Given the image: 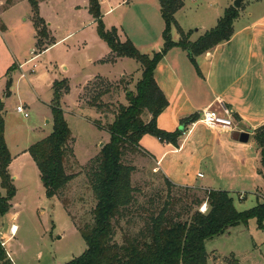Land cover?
I'll return each mask as SVG.
<instances>
[{
    "label": "rangeland",
    "instance_id": "rangeland-1",
    "mask_svg": "<svg viewBox=\"0 0 264 264\" xmlns=\"http://www.w3.org/2000/svg\"><path fill=\"white\" fill-rule=\"evenodd\" d=\"M142 1L113 0V6L119 2L121 5L115 8L112 15L105 17L107 23L118 15L129 13L135 16ZM203 2L204 0H196L191 10L188 7L180 13L179 19L195 16L202 18L206 7V4L201 5ZM194 5H198L196 11ZM89 6V0H40L39 15L45 20L49 34L48 40H40L36 37L34 11L30 2L23 1L8 9L5 0H0V100L7 96L3 115L13 151H19L21 146L30 141L41 139L40 127L49 130L52 126V123H48L52 114L51 106L48 105L51 103L48 101L49 97L52 98L48 79L42 78L37 90L41 95L40 100L28 85V78L21 77L23 72L18 67L19 63L32 56V47L38 54L46 45L58 42L34 61L39 64L36 74L51 73L56 65L61 68L60 71H67L64 64L69 66L71 72L74 71L75 64L81 66H76L78 71H82L77 81L87 73L99 74L88 80L87 84L79 86L78 104H74L75 95H71L68 98L69 105L66 106L67 113L64 111L72 131L65 167L67 173L73 175V179L58 196L49 198L40 179L39 169L36 165L27 166L22 173L23 178L14 183L17 192L12 199L10 212L4 216L0 214V236L5 238L4 246L15 264H64L86 250L87 243L79 228L93 222V209L97 199L90 180L96 169L100 150L110 140L107 126L113 122L119 105L128 104L127 93L136 91V84L141 78L140 70L135 68L141 64L135 59L126 57L125 62L114 64L115 61L112 58L110 60V56L107 57L110 49L98 35L97 23ZM156 14L161 19L157 9ZM4 25L6 29L2 30ZM125 27L128 28L127 22ZM197 28L195 26L194 31ZM88 57H103L105 63H91ZM32 64L26 65L24 71L27 72ZM119 74L122 76L115 79ZM97 77H102V80ZM11 78H14L13 82ZM63 80L68 84V89L63 90L64 96L71 90V85L68 79ZM66 84L64 83L65 86ZM101 91L102 96L97 97ZM23 99L29 103L28 106L24 104L28 117L16 110L17 104ZM61 101L60 106L65 110ZM95 104L102 105L101 110ZM146 117L147 114L144 119ZM97 120L101 127L95 123ZM33 126L36 131L31 132ZM250 144H255L253 136ZM123 160L137 167L133 174L137 201L123 212V216L114 220L117 242L122 243L127 237L141 234L150 223L151 215L162 209L167 198L173 202L169 214L182 220L189 219L195 210L203 211L206 208V202L201 205L197 203L206 198L205 189L170 187L161 172L154 168L151 159L143 153L126 149ZM200 170L208 173L206 165L201 166ZM256 176L258 178L255 181L234 182L235 190L231 193L234 194L239 210L253 207L258 200L264 201V174ZM208 179L209 176L199 179L198 183L203 184ZM258 187L261 189L255 192ZM13 225H16V229L12 231ZM206 249L208 264H264V230L258 228L257 220L253 218L247 225L240 224L230 228L225 234L207 240Z\"/></svg>",
    "mask_w": 264,
    "mask_h": 264
},
{
    "label": "trees",
    "instance_id": "trees-1",
    "mask_svg": "<svg viewBox=\"0 0 264 264\" xmlns=\"http://www.w3.org/2000/svg\"><path fill=\"white\" fill-rule=\"evenodd\" d=\"M34 11V26L38 39L48 40L49 34L45 20L39 15L40 0H28ZM10 7L16 0H5ZM165 27L162 33L163 47L152 54L141 52L131 39L122 41L116 27L107 28L103 19L100 0H89V9L97 23V32L111 49L110 60L116 57H130L141 64L142 76L136 84V91L127 93L128 104H120L113 122L107 130L110 140L100 150L95 171L91 177L96 195L93 209V222L79 228L87 248L80 256L64 264H208L206 241L225 234L230 228L240 224L247 225L253 218L258 228L264 230V201L246 210H239L234 194L224 189H206L201 205L207 203V210H195L189 219H179L169 214L173 202L164 201L162 209L150 217L145 229L133 237H127L122 243L115 240L114 220L123 216V212L133 206L137 188L133 183V174L137 167L123 160L126 149L142 151L140 140L151 134L163 142L179 146V138L184 131H167L159 128L157 119L167 108L169 101L155 78V71L161 59L173 47H181L188 52L189 59L199 71L197 57L216 45L228 42L234 33V21L240 14V8L228 7L215 27L207 30L196 41L190 37L194 30L185 32L176 20V12L183 7L182 0H159ZM176 27L181 37L174 40L172 31ZM2 30L6 29L4 25ZM44 42V41H42ZM54 43V42H53ZM42 49L44 51L50 45ZM102 80V77H97ZM65 80H56L53 84L54 98L51 102L53 131L47 137L33 143L28 151L37 164L46 196L59 195L73 179L65 167L68 155V143L72 131L65 117L60 101L68 89ZM64 85V86H63ZM103 91L97 94L102 96ZM8 95V93L6 94ZM101 110L102 105L95 104ZM4 102L0 100V214L4 216L11 209V200L17 189L9 171L12 154L5 138ZM145 114L150 116L146 121ZM199 114H192L182 120V125L196 121ZM95 123L101 127L99 121ZM255 139L261 149V161L264 170V125L258 129ZM170 187L175 185L164 178ZM183 187V186H181ZM188 188V187H187ZM5 190V195L1 193ZM0 264H15L8 256L6 247L0 240Z\"/></svg>",
    "mask_w": 264,
    "mask_h": 264
},
{
    "label": "crops",
    "instance_id": "crops-1",
    "mask_svg": "<svg viewBox=\"0 0 264 264\" xmlns=\"http://www.w3.org/2000/svg\"><path fill=\"white\" fill-rule=\"evenodd\" d=\"M23 1L28 0H19L8 9ZM158 1L143 0V3L141 2L139 5V12L135 16L129 15V13L122 14L107 23L105 17L112 15L115 8L121 5V2L113 6V0H100L105 25L109 29L116 27L120 39L122 41L128 38L131 39L141 52L152 54L159 51L164 44L162 33L165 23ZM182 1L183 7L175 14L176 20L185 32L194 30L195 26L198 27L190 37L191 41H196L207 30L217 25L225 10L233 5L235 0H204L201 5L205 6L206 4V7L202 18L195 16L181 20L179 19L180 13L188 7L191 10V6L196 3V0ZM197 8L198 5H194L195 11ZM156 9L159 11L161 19L158 18ZM126 22L128 28L125 27ZM172 35L176 41L181 37L176 27L173 28ZM57 43L54 42L44 51ZM30 51L32 56L18 64L23 72L21 77L26 76L28 78V85L40 100L41 95L37 90H39L42 78H47L48 87L52 90V98L49 97L50 99H48L50 102L54 98V82L68 79L71 90L62 97L61 101L66 113V106L69 105L68 98L75 95L74 99L76 101L74 104L77 105L79 86L87 84L88 80L99 75L87 73L77 81L78 75L82 74V71L77 70V67L81 68L77 64H75L73 72L69 71V66L64 64V69L67 71H60L61 68L56 65L51 73L36 74L39 64L34 61L44 51L37 54L33 47ZM111 54L110 49L107 57ZM88 60L94 64L98 62L105 63L103 57L97 59L88 57ZM114 61V64L120 63L119 61L125 62L126 57H116ZM197 62L199 71L189 59L186 50L181 47H173L157 65L155 78L169 101V105L157 119L159 128L175 131L180 129L184 118L195 113L199 114V118L185 126V130L179 138V146L163 142L151 134H146L140 140L142 151L139 152L150 158L154 168L161 172L163 178H168L175 185L199 187L205 190L224 189L232 192L235 190L234 182L236 180L255 181L258 178L256 175L264 174L261 149L256 139L255 144H250L251 137L255 138L258 129L264 125V0L242 1L240 14L234 21L232 38L228 42L220 43L199 55ZM29 64H32L30 69L27 72L24 71V67ZM136 67L140 70V76H142L141 66L136 65ZM122 70L127 71V69ZM129 71L131 70L129 69ZM122 74L114 78L118 79ZM36 97L35 100L38 102ZM2 101L6 103L7 96ZM24 104L28 106L29 103L23 99L17 106L23 105L26 109ZM48 105L51 106V103H48ZM208 106L227 110L234 118L235 129L226 131L207 126L200 118L203 109ZM146 118L145 120L148 121L150 116L147 115ZM48 123H52L49 130L40 127L42 131L41 139L47 137L53 131V114H51ZM30 131H36L35 126L31 127ZM243 132L249 134L247 141L238 138V135ZM5 138L12 154L9 171L15 180L14 183H16L17 180L23 178L22 173L27 166L36 165L37 167L28 151V148L37 141H30L21 146L19 151H13V147L8 140L6 121ZM41 139H38V141ZM19 147L18 145L17 148ZM204 165L208 168V173H203L200 170L201 166ZM199 173H203L204 176L199 177ZM207 176H209V179L205 183H198L199 179ZM258 189L261 188H255V192ZM1 193L5 195V190L1 189ZM240 193L243 196V192Z\"/></svg>",
    "mask_w": 264,
    "mask_h": 264
},
{
    "label": "built area",
    "instance_id": "built-area-1",
    "mask_svg": "<svg viewBox=\"0 0 264 264\" xmlns=\"http://www.w3.org/2000/svg\"><path fill=\"white\" fill-rule=\"evenodd\" d=\"M16 110L20 113H22L25 117H28L29 113L26 111L25 107L23 105H18ZM207 126L211 128H218L221 130H229L233 131L235 129V121L233 116L227 111V110H220L218 108H214L212 106H208L205 109H203L201 113L200 118ZM199 177H203V173L198 174ZM206 205V204H205ZM206 208L203 209V212L207 210ZM12 226V231H13ZM5 238L3 236H0V240L3 245H5Z\"/></svg>",
    "mask_w": 264,
    "mask_h": 264
},
{
    "label": "water",
    "instance_id": "water-1",
    "mask_svg": "<svg viewBox=\"0 0 264 264\" xmlns=\"http://www.w3.org/2000/svg\"><path fill=\"white\" fill-rule=\"evenodd\" d=\"M242 1H244V0H235L234 3H233V6L236 7V8H240V7H241V3H242ZM12 80H13V79L11 78V81H12ZM48 121H49V120H48ZM180 130H181V131H184V130H185V126H183V125L180 126ZM238 138H239L240 140H242V141H247L248 138H249V134L246 133V132H243V133H241V134L238 135ZM101 145H103V143H102Z\"/></svg>",
    "mask_w": 264,
    "mask_h": 264
},
{
    "label": "bare ground",
    "instance_id": "bare-ground-1",
    "mask_svg": "<svg viewBox=\"0 0 264 264\" xmlns=\"http://www.w3.org/2000/svg\"><path fill=\"white\" fill-rule=\"evenodd\" d=\"M16 229V226L13 227V230Z\"/></svg>",
    "mask_w": 264,
    "mask_h": 264
}]
</instances>
